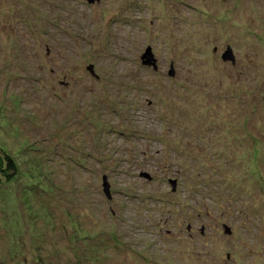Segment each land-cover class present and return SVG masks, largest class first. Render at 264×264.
Instances as JSON below:
<instances>
[{"label": "rangeland", "instance_id": "374dc122", "mask_svg": "<svg viewBox=\"0 0 264 264\" xmlns=\"http://www.w3.org/2000/svg\"><path fill=\"white\" fill-rule=\"evenodd\" d=\"M0 150V264H264V0H0Z\"/></svg>", "mask_w": 264, "mask_h": 264}, {"label": "water", "instance_id": "95a60500", "mask_svg": "<svg viewBox=\"0 0 264 264\" xmlns=\"http://www.w3.org/2000/svg\"><path fill=\"white\" fill-rule=\"evenodd\" d=\"M93 1H95V0H89V3L93 2ZM221 59L224 62L229 61V62H232V64H234L232 52H231L229 47L226 48V52L222 55ZM153 63H154V60L152 58V55L149 53V49H147L146 52L144 53V55L142 56V64L143 65H148V64L152 65ZM171 186L173 188L174 183H171ZM106 192H107V185L104 183V193H106Z\"/></svg>", "mask_w": 264, "mask_h": 264}, {"label": "trees", "instance_id": "16d2710c", "mask_svg": "<svg viewBox=\"0 0 264 264\" xmlns=\"http://www.w3.org/2000/svg\"><path fill=\"white\" fill-rule=\"evenodd\" d=\"M4 162H6L7 164H4ZM6 169L12 170L13 164L9 161V159L5 155V152L0 150V174L3 175L4 171H6Z\"/></svg>", "mask_w": 264, "mask_h": 264}]
</instances>
